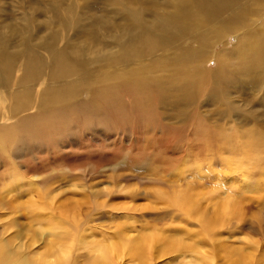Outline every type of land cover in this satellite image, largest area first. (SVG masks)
Masks as SVG:
<instances>
[{"label":"rangeland","instance_id":"374dc122","mask_svg":"<svg viewBox=\"0 0 264 264\" xmlns=\"http://www.w3.org/2000/svg\"><path fill=\"white\" fill-rule=\"evenodd\" d=\"M30 1L0 0L6 8L0 20L6 22L13 11L28 15L30 4L52 0ZM166 1L154 0V16ZM93 4L105 6L103 1ZM107 12L109 17L100 16L97 23L75 25L70 35L81 39L95 24L101 34L100 21L115 18L110 8ZM97 14L100 9L92 12ZM235 44L233 37L230 46ZM228 67L227 82L243 90L244 68L237 61ZM91 73L96 83L95 65ZM144 74L151 81L144 85L166 91L162 85L168 72L156 67ZM244 94L249 92L235 97L241 117L233 114L226 121L207 112L196 119L199 113L189 112L180 133L177 107L165 100L174 111L168 114L171 120L154 112L142 116L138 106L123 109L116 122V111L136 103L130 94L98 106V95L84 92L66 109L41 118L40 137L17 133L14 146L25 149L34 143L18 159L4 161L12 142L0 143V244L11 253L0 264H45L38 258L50 262L61 250L67 254L65 264H98L99 250L113 258V249L153 234L157 239L148 242V264H198L202 259L207 264H264V96L257 92L251 103L241 99ZM162 121L171 127H158ZM183 199L196 208L181 204ZM226 205L235 208L224 216ZM118 253L116 264L141 262L124 249Z\"/></svg>","mask_w":264,"mask_h":264},{"label":"bare ground","instance_id":"6f19581e","mask_svg":"<svg viewBox=\"0 0 264 264\" xmlns=\"http://www.w3.org/2000/svg\"><path fill=\"white\" fill-rule=\"evenodd\" d=\"M67 1L52 0L36 7L32 5L37 3H32L28 15L13 11L5 16L7 23L0 20V143L7 139L12 142L2 156L4 161L18 159L34 144L25 149L14 146L17 133L23 138L40 137L37 127L42 125L41 118L66 109L84 92L98 95V106L107 100L118 103L124 94H130L136 103H126L116 111V122L123 109L138 106L142 116L154 112L171 120L168 114L173 115L174 111L168 108L167 101L177 107L176 115L182 119L177 123L181 126L180 133L186 113H199L195 115L197 119L208 112L209 117L227 121L233 114L242 116L236 96L249 92L241 99L251 103L257 92L264 96V0H168L157 16H154V0H94L97 4L103 1L104 7L84 0H69L70 4ZM108 8L115 18L100 21L101 34L95 24L84 30L81 39L70 35L77 24L88 20L94 24L100 16L109 17ZM95 9H100V14L92 15ZM0 11L2 14L6 8L1 5ZM54 26L58 27L52 35ZM58 31L63 32L56 34ZM233 37L236 44L230 46ZM157 57L160 59L157 64L156 61L149 64V59ZM236 61L244 68L243 90L231 87L225 76L229 74L228 64L235 65ZM213 63L216 67L211 69ZM91 65H95L96 83L91 80ZM156 67L168 72L162 85L166 91L161 88L162 94L156 84L144 85L151 83L144 73ZM260 102L264 104V100ZM28 123L31 127L26 126ZM158 124V127H171L163 121ZM161 132L166 136L165 130ZM180 203L196 208L184 199ZM234 208L226 205L222 214L228 215ZM155 239L154 234L141 238V242L130 239V243L113 249L116 254L113 258L99 250L97 263L116 264L118 252L124 249L132 259L139 258L138 264H148L145 258L148 242ZM3 249L5 245L0 244V263L11 254ZM60 252L50 262L49 257L38 260L45 264H65L67 254L64 250ZM198 264L207 261L202 259Z\"/></svg>","mask_w":264,"mask_h":264}]
</instances>
